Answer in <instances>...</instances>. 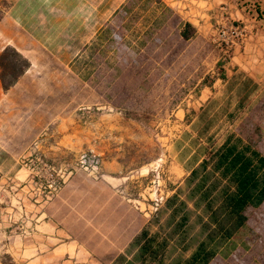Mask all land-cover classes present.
Masks as SVG:
<instances>
[{"label":"rangeland","instance_id":"rangeland-1","mask_svg":"<svg viewBox=\"0 0 264 264\" xmlns=\"http://www.w3.org/2000/svg\"><path fill=\"white\" fill-rule=\"evenodd\" d=\"M15 1L0 2L3 25L36 64L9 92L0 83V264H188L202 247L216 254L209 264H264V203L234 230L224 209L230 182L215 168L224 145L264 156L260 10L240 0L241 16L219 13L188 41L168 30L128 39L97 0L96 45L88 48L92 32L67 29L62 0H36L40 38L55 49L79 39L61 64L7 22ZM7 44L0 33V54ZM85 155L100 159L98 172L83 165ZM115 162L113 176L150 215L156 240L150 252L95 260L68 238L81 236L82 225L65 189L79 176L106 178L105 165ZM58 222L69 230L60 238Z\"/></svg>","mask_w":264,"mask_h":264},{"label":"crops","instance_id":"crops-1","mask_svg":"<svg viewBox=\"0 0 264 264\" xmlns=\"http://www.w3.org/2000/svg\"><path fill=\"white\" fill-rule=\"evenodd\" d=\"M92 1L93 4H89L88 7L82 1L75 5L68 0H62L60 4L57 3L64 14L69 16L67 21L68 30L92 32V36L89 35L87 38L88 48L96 45L97 22L95 17L97 15V0ZM238 1L240 0H120L117 3V0H106L103 8L105 15L120 18L121 31L127 33L128 39L130 33H132L131 37H134L133 33H137L139 35L138 39H141L147 36L148 33H161L168 30L178 32L179 36L185 40L181 36V32L187 24H190L194 29V34L188 40H192L195 35H200L201 30L210 27L219 13L222 16L225 14L241 16ZM243 1L250 2L264 16V0ZM39 5L36 0H16L9 10L7 22L22 31L34 41L35 45L59 63L64 64L73 55V45L79 39H73V43L68 47L60 46L55 49L49 36L42 35L43 37L40 38L39 30L33 26L32 20V14ZM86 15L88 19L93 17L92 27L91 24H89V27L86 25L87 18L84 17ZM0 33L8 41L6 47L13 46L30 61L31 66L22 78L27 76L36 64L34 54L13 31L6 30L3 19L0 21ZM77 78H79V75H77ZM117 166L116 162L105 165V172L108 173L104 176L106 178L79 176L74 178V182L69 185L70 187L65 189L64 203L68 207V203L72 200L77 205L73 206L79 208L73 210V215L80 217L82 225L81 236H77L75 233L73 236L68 235V238L72 240L79 238L81 242L77 246H79L80 252L83 253L82 251H84L85 254L92 256L95 260L96 257L110 254L127 255L130 248H135L136 253H140L144 251L146 244L149 243L153 246L156 240L155 235L148 234V223L150 221L148 216L150 215L144 213L142 206L139 207L135 202L133 203L126 198L127 188L124 189L122 178L113 176L118 170ZM69 188H71L70 191ZM169 204L170 201L167 205ZM65 221L67 223L69 219ZM59 223L62 224L63 229L59 227ZM56 224V236L60 238L61 232L64 233L67 226L64 222ZM66 232L68 233L69 230H66ZM84 239L88 242L85 243ZM57 240L59 241V239ZM60 248L61 245L58 243V249Z\"/></svg>","mask_w":264,"mask_h":264},{"label":"trees","instance_id":"trees-1","mask_svg":"<svg viewBox=\"0 0 264 264\" xmlns=\"http://www.w3.org/2000/svg\"><path fill=\"white\" fill-rule=\"evenodd\" d=\"M2 18L0 10V21ZM193 30L192 26L187 24L181 36L188 40ZM30 66V61L16 48L6 47L0 54V83L3 92L7 93L14 88ZM216 156L215 168L230 182L223 189L224 209L229 217L234 219V230L240 229L247 222L245 211L250 207L258 208L264 203V156L249 146L240 149L237 145H224ZM150 245L146 244L144 252L151 251ZM215 256L213 251H206L202 247L188 264H209Z\"/></svg>","mask_w":264,"mask_h":264},{"label":"built area","instance_id":"built-area-1","mask_svg":"<svg viewBox=\"0 0 264 264\" xmlns=\"http://www.w3.org/2000/svg\"><path fill=\"white\" fill-rule=\"evenodd\" d=\"M224 42H226V44L228 43L226 40H224ZM82 163H83V165H85L87 167H92V169L95 172H98V169L100 167V159H98V157L96 155H92L91 157H88L87 155L83 156L82 157ZM88 163H90V164H88Z\"/></svg>","mask_w":264,"mask_h":264}]
</instances>
